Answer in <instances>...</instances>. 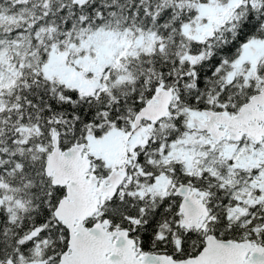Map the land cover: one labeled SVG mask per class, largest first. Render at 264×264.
<instances>
[{
  "label": "snow or ice",
  "instance_id": "obj_1",
  "mask_svg": "<svg viewBox=\"0 0 264 264\" xmlns=\"http://www.w3.org/2000/svg\"><path fill=\"white\" fill-rule=\"evenodd\" d=\"M0 264H264V0H0Z\"/></svg>",
  "mask_w": 264,
  "mask_h": 264
}]
</instances>
